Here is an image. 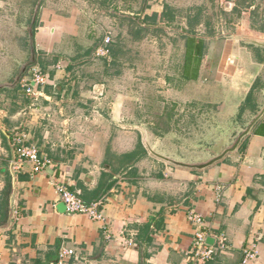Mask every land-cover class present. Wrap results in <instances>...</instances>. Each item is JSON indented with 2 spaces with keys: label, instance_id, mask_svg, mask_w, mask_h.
Wrapping results in <instances>:
<instances>
[{
  "label": "crops",
  "instance_id": "obj_1",
  "mask_svg": "<svg viewBox=\"0 0 264 264\" xmlns=\"http://www.w3.org/2000/svg\"><path fill=\"white\" fill-rule=\"evenodd\" d=\"M38 1L0 3V201L10 185L0 264H57L61 249L73 251L64 264H194L189 211L225 239L224 250L198 264H244L243 248L251 243L257 256L245 264H264V135L256 133L264 116L235 152L204 170L189 169L148 150L146 141L170 156L159 150L163 134L139 124L144 117L116 79L121 55L139 57L142 43L162 47L157 54L167 58L178 48L185 102L219 104L222 88L202 90L200 82L213 54L207 43L222 41L227 62L215 69L216 80L235 74L245 82V104L237 108L239 116L245 109L247 125L264 102V0H40L31 38ZM107 35L110 53L99 57ZM189 42L203 43L202 54ZM235 44L243 57L233 53ZM26 67L22 79L33 67L47 79L35 101L20 82L14 85ZM194 83L191 94L186 87ZM16 131L51 161L43 172L32 174L28 165L13 171L9 143ZM57 185L87 204L102 200L103 221L60 212Z\"/></svg>",
  "mask_w": 264,
  "mask_h": 264
},
{
  "label": "rangeland",
  "instance_id": "obj_2",
  "mask_svg": "<svg viewBox=\"0 0 264 264\" xmlns=\"http://www.w3.org/2000/svg\"><path fill=\"white\" fill-rule=\"evenodd\" d=\"M5 1L8 0H0V3ZM42 1L43 3L50 2V0ZM58 1H60L58 4H64L65 0ZM202 1L204 4H209L207 0ZM209 12L211 13V11ZM239 15L236 10L233 11L232 18L235 25H237L236 18H239ZM235 25H229L228 31H244L242 27L238 25L239 28H237ZM235 28L238 30L234 31ZM120 44L126 47L124 42ZM142 45L138 46L139 53L137 55L139 57L121 55L123 67L120 76H117L116 79L120 81L122 96L127 100L133 99L135 105L137 104L135 106L137 116L144 117V120L139 124L156 131L157 134H163V138L160 140L163 141L159 148L160 152L193 162L203 161L229 146L236 135L246 126L245 113H240L239 116V108H237V105L244 100L245 82L241 86L237 82L239 75L235 74L224 75L222 80H216L218 76L214 73L215 69L220 64H224L225 60L227 62V58L224 57L226 55V53L224 54V43L222 41L207 43L209 46L207 49L213 54L206 58L204 63L206 72L202 75L200 82L202 90L211 87L210 85H215L213 88L217 86L222 88L215 90L222 93L219 104L185 102L188 96L184 95L186 91L181 86L183 81H180V74L177 73L178 66L183 63L178 48L171 49L172 58H167L157 54L158 51H160L158 53H162V47L159 46V50L156 51L155 44L142 43ZM239 50V45L235 44L233 53L242 56L243 53ZM129 53L133 54L132 51ZM106 63L112 64L110 57ZM224 70L223 68L222 73ZM227 71L230 72L231 69H226ZM111 78L109 77L110 80H113ZM235 82L238 83L237 90L233 89ZM195 84L197 85L194 83L192 86H187V92L193 94ZM161 114H168L170 120L167 121L166 117L160 118Z\"/></svg>",
  "mask_w": 264,
  "mask_h": 264
},
{
  "label": "built area",
  "instance_id": "obj_3",
  "mask_svg": "<svg viewBox=\"0 0 264 264\" xmlns=\"http://www.w3.org/2000/svg\"><path fill=\"white\" fill-rule=\"evenodd\" d=\"M110 37H104L101 45L96 49V54L101 57H107L109 54L108 46ZM46 76L41 73L38 68H31L29 77L21 79L20 84L28 98L35 101L41 97L39 87L46 83ZM11 144L14 148L15 158L11 162V167L15 173H20L26 165L30 166L32 174L43 172L51 165V161L39 155L38 149L33 144H27L26 136L21 132H14L11 137ZM56 191L59 201L64 204L65 212L71 215H85L93 221H103L101 211L102 200L92 203H85L76 194L69 191L63 185H57ZM218 192H221L220 188ZM188 220L194 226L193 250L189 253V259L194 263H206L212 259L215 250H224L226 248L225 239L223 236H212L204 227L203 218L194 211L188 212ZM3 230L0 228V235ZM208 238H214L218 241V246L210 245L207 242ZM73 254L72 250L61 249L58 253L57 264H64L67 259ZM257 256L256 246L251 243L243 248V263L252 261Z\"/></svg>",
  "mask_w": 264,
  "mask_h": 264
},
{
  "label": "water",
  "instance_id": "obj_4",
  "mask_svg": "<svg viewBox=\"0 0 264 264\" xmlns=\"http://www.w3.org/2000/svg\"><path fill=\"white\" fill-rule=\"evenodd\" d=\"M39 4H40V0L38 1V3L35 6L34 14H33L32 19H31V29H30V34H29L31 38H32L33 25H34L35 20H36V14H37V10L39 8ZM260 46L264 47V44H260ZM32 54H34L33 49H32ZM27 68L28 67L24 68L23 71L16 77V79L14 81V85H16L17 83H19L21 81L22 77L26 73ZM263 116H264V102L261 106L256 107V111H255L252 119L245 126V129L236 135V137L233 139V141L231 142V144L229 146L225 147L222 151L215 153L214 155L209 156L208 158H206L203 161L188 162V161H185L183 158L174 157V156L170 157V156L162 155V154L154 151V149L150 148L148 146L146 139H145V141H146V145L148 147V150L156 157H159V158H161V159H163V160H165V161H167L173 165L186 167L189 169L204 170V169L208 168L209 166L213 165L214 163L221 161L228 154L235 152L236 149L238 148V146L240 145L242 139L251 132L252 128L257 125V123L263 118ZM9 145H10V151H11V159H10L9 164L11 166V162L15 158V152H14V148H13L11 142L9 143ZM58 210L60 212H65V206L63 203L59 204ZM207 242L211 245V243L213 241H212V239L208 238Z\"/></svg>",
  "mask_w": 264,
  "mask_h": 264
},
{
  "label": "trees",
  "instance_id": "obj_5",
  "mask_svg": "<svg viewBox=\"0 0 264 264\" xmlns=\"http://www.w3.org/2000/svg\"><path fill=\"white\" fill-rule=\"evenodd\" d=\"M188 49L195 50L197 54L201 55L202 51H203V43H198V44L194 45L193 42H189L188 43ZM109 53H110V50H109ZM191 60L192 59L190 57H187V59H186L187 65L191 64V62H190ZM185 76L188 78L190 75H188V73H187V74H185ZM243 110H245V109L244 108L241 109V113ZM256 133L264 135V123H263V125H261L257 128ZM9 191H10V185L8 184L4 190L3 196H2L1 201H0V228H2V226L5 224V222L7 220V203H8L7 199H8Z\"/></svg>",
  "mask_w": 264,
  "mask_h": 264
},
{
  "label": "flooded vegetation",
  "instance_id": "obj_6",
  "mask_svg": "<svg viewBox=\"0 0 264 264\" xmlns=\"http://www.w3.org/2000/svg\"><path fill=\"white\" fill-rule=\"evenodd\" d=\"M242 102H243V103H241L240 105L243 104L242 106H244V104H245V103H244V102H245V97H244V101H242ZM244 129H245V128H243L242 130H244ZM242 130H241V131H242Z\"/></svg>",
  "mask_w": 264,
  "mask_h": 264
}]
</instances>
